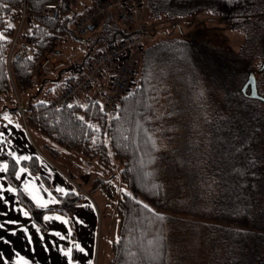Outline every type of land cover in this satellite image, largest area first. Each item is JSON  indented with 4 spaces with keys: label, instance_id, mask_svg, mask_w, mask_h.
I'll return each mask as SVG.
<instances>
[{
    "label": "trees",
    "instance_id": "16d2710c",
    "mask_svg": "<svg viewBox=\"0 0 264 264\" xmlns=\"http://www.w3.org/2000/svg\"><path fill=\"white\" fill-rule=\"evenodd\" d=\"M92 1L26 0L30 30L22 32V37L30 45V52L9 63L11 39L18 27L16 19L23 9V0H0V98L11 95L12 110L17 109L13 97L16 92L25 98L27 128L37 142L41 136L48 139L40 145L56 164L62 150L81 154L91 164L98 162L113 176L117 174L113 166L116 163L120 179L133 196L124 191L116 201L120 223L109 264H191L196 243L203 246L202 258L214 252L215 257L208 258V264H264V99L252 93L249 54H229L225 47L213 45L211 38L202 37L203 31L186 33L178 23L168 30H153L144 24L148 8L154 16L183 17L212 8L220 16L233 17L250 12L255 0H141L143 28H130L134 36L142 35L138 55L141 76L123 94L118 111L112 116L103 110V96L90 89L82 90L60 108L51 104L68 82L88 71L93 51L109 46L128 28L120 23L117 8H112L94 31L100 32L97 40H104V46L95 50L92 47L84 60L71 61L69 66L65 59H55L54 56L66 55V42L85 38L78 35L76 23L88 14ZM51 2L60 6L57 18L43 15L45 4ZM178 27L185 37L152 45L154 38L170 37ZM172 41L181 45L175 59L184 72L189 68V64H184L187 58L202 73L224 77L223 109L210 115L202 149L194 145L189 117L167 111L163 102L158 110L152 102L156 87L173 89L179 83L178 87L187 88L178 68L174 72L175 68L163 66L158 79L152 74L151 63L166 54L163 47L156 51V46ZM45 55L66 65L49 68L39 77L35 70ZM71 67L76 73L64 78L59 94L46 97L43 89L49 72ZM256 88L259 95V83ZM196 158H201L200 162ZM2 159L8 164L6 177L17 188L21 204L41 229L47 230L42 219L47 209L36 206L16 175L20 164L39 174L38 157L33 155L19 162L6 154ZM66 169L68 173L72 171ZM43 179L50 185L46 177ZM108 183L99 176L87 192L76 188L75 192L57 194L60 205L55 210L72 223L76 204L96 191L107 194L114 204Z\"/></svg>",
    "mask_w": 264,
    "mask_h": 264
},
{
    "label": "rangeland",
    "instance_id": "374dc122",
    "mask_svg": "<svg viewBox=\"0 0 264 264\" xmlns=\"http://www.w3.org/2000/svg\"><path fill=\"white\" fill-rule=\"evenodd\" d=\"M91 0H86V3H89ZM207 11L203 9H199L194 11L191 15L178 17V16H168V15H157L154 16L152 11L148 8L146 9V17L144 19V24L148 26L150 29H171L174 23L180 24V27L183 28L186 33H194L196 31H203L202 37L211 38V43L213 45H220L225 47V50L230 54L233 53H241L244 52L246 57L247 54L251 77L255 78V85L257 86L259 83V95L264 97V0H255L253 9L245 15H238L233 17H224L218 15L215 10L212 8H206ZM21 17V16H20ZM19 17V18H20ZM30 30L29 20L26 19L24 24L22 25V32H26ZM182 30L174 29V33L169 37H159L154 38L153 43L164 42V40H178L181 39L182 34L180 33ZM100 32H93L88 37L83 38L82 40H74L71 39L68 47L73 51L66 54L65 59L71 56L72 59L76 58L77 60H84L87 57L88 51L93 47L94 50L100 48L105 45L104 40H97ZM201 40L200 38H198ZM147 44H150V42ZM149 46V45H147ZM174 41L172 43H164L158 44L156 46V51L158 49L166 50V54L162 53L163 56L159 59L155 58L154 62L151 63L152 74L154 78H161L163 72V66H171L174 72L178 68L181 70L183 78L181 80H185L184 82L188 83L187 88L182 86H173L162 88L156 87L152 94L154 108L156 107L158 110L163 102L164 107L167 108V111H171L175 114H183L182 116L190 121V131L194 132V145L199 149L204 147V143L207 138L208 130H209V120L211 118V114L216 112H221L223 109L222 104L224 99L226 98V93L224 88L221 86V81L223 80V76L220 74L214 73V75L210 76L208 73H202L203 71L199 68L192 67L194 66L190 60L186 58L184 59V64H189V68L184 72L179 62L176 61L175 56L176 50L179 48ZM67 48V47H66ZM225 51V52H226ZM227 52L225 54H227ZM233 52V53H232ZM95 51L91 53L94 55ZM159 56V54H158ZM167 56V57H166ZM44 57V56H43ZM179 57V56H176ZM188 57V56H183ZM43 59V58H42ZM173 59V60H172ZM228 59V58H226ZM69 61V60H67ZM71 61V60H70ZM69 61V62H70ZM68 62V64H69ZM158 62L159 65L157 66ZM73 67L64 69L61 73L56 74L55 79L62 80L67 77L68 73L75 74L76 71ZM171 69V68H170ZM198 69V70H197ZM200 71V73L198 72ZM202 71V72H201ZM52 74V73H51ZM186 74V76H184ZM248 74V72H247ZM247 74H245V79L247 78ZM207 75V76H205ZM42 76V74L40 75ZM39 76V77H40ZM219 76V77H218ZM241 79V77H240ZM183 81H181L183 84ZM163 86V85H160ZM20 95V94H18ZM45 96V95H44ZM43 96V97H44ZM22 100H25L24 97L20 95ZM175 101H177L175 103ZM174 103V104H173ZM172 104L174 106H172ZM158 112V111H157ZM206 135V138H205ZM108 137H106L107 139ZM48 142V139L45 136H41L39 140V148L41 151L49 157V154L42 148V143ZM197 154H201V151H197ZM62 153L65 156L57 157L58 164L62 165L65 172L68 173L67 167L72 169L69 172L68 176L76 181V188H79L82 192L89 191L91 180L94 181L99 176H104L105 179L108 180L109 191L112 195V200L115 201L114 204L109 205L107 210H104L100 198L103 197L108 200L109 197L107 194L98 191V195L91 193V196L98 202L99 213L98 216V230H97V241H96V249L94 255V264H109L110 259L112 257V245L113 242L118 238L119 232V216L117 213L116 201L121 198L122 192L125 189H128L126 184L120 179L118 167H116V163H113L115 167L114 172H116V176L112 175V172L109 170H104L103 166L98 162H94L91 164L85 156L81 154H76L74 152H68L62 150ZM50 158V157H49ZM201 158H196L195 161L200 162ZM76 175V176H75ZM116 177V178H115ZM75 178V179H74ZM122 183V189L118 187V184ZM138 197V196H137ZM139 199H141L139 197ZM196 245L195 256L193 260H191V264H208V258L211 259L215 257L214 252H210L207 257L204 255V249H202V245L198 243ZM220 247V245H218ZM221 257V256H220ZM219 258V257H218ZM217 258V259H218ZM216 262V260L214 261Z\"/></svg>",
    "mask_w": 264,
    "mask_h": 264
},
{
    "label": "crops",
    "instance_id": "0c3cea01",
    "mask_svg": "<svg viewBox=\"0 0 264 264\" xmlns=\"http://www.w3.org/2000/svg\"><path fill=\"white\" fill-rule=\"evenodd\" d=\"M19 22L20 18H17L16 23ZM66 43V54L68 56L73 50L68 47L69 42ZM54 57H56L55 59L62 60L65 59L66 55L63 57L60 55ZM65 60L67 61V59ZM68 60H70V58ZM71 61H76L77 63L78 61L81 62V59L77 60L74 58L71 59ZM71 61H67L66 64L68 62L70 64ZM69 64H67V66H69ZM61 69L62 68H59L58 70L49 72L48 81H46L43 89V93L46 97H54L61 91L65 79L63 78L61 81L57 82L54 81L56 80L55 76L58 74L57 72H61ZM67 75L69 76L70 73ZM13 101L11 95L0 98V184L4 185V188L0 189V191H3V197L0 198V224H5L6 221L17 220L20 224H24L28 227L29 233H24L23 230L20 229L19 224L7 223L5 227H0V237L6 238V240L0 239V264H16L17 253L28 258L32 261V264H67L66 256L59 251L61 246L65 249L69 246L73 247V259L78 260L80 264H89V261H91V264H94L98 216L101 215L99 213V208L101 209V207H99L98 202L95 201L93 196L88 194L82 202L76 204L71 217L72 223L69 222L67 216L55 210V208L60 205V199L57 194H66L72 191V189H76V181L70 178L68 176L69 174L65 172L63 168L53 162L41 151L38 146L39 143L34 139L27 126H25L18 110L11 109V107L14 106ZM39 140L40 137H38V141ZM16 153L18 155H14ZM6 154L11 155L19 162L33 155L38 157L39 174L32 173L22 164L19 165L17 171L21 168L27 169V171L22 172L18 177L20 186L27 195L29 194L23 186L26 182L38 195L49 200L47 208H43L47 210L42 215V219L45 214L53 216V219L49 221L43 219L47 225V230L43 231L33 220L32 215L25 217L22 215V210H17V205L21 206V209L26 208L21 204L17 192L12 193L7 189V185H11V183L6 177L8 164L2 159V156ZM63 156H65V154H63ZM43 176L48 179L50 185L46 184ZM116 177L118 178V176ZM91 182L93 181L91 180ZM121 184L122 183L118 184L120 190L122 189ZM58 186L66 188L68 191L61 193L58 191ZM49 193H51V198L49 197ZM97 193L98 191H96L95 194L98 195ZM29 197L31 198V196ZM5 199L9 203L6 204ZM100 201L104 210H107L109 205H112L110 200L108 203V200L103 197L100 198ZM33 202L35 203V201ZM56 215L65 216L67 224L57 221L54 218ZM13 227L17 228L15 234L8 231L9 228ZM37 227H39V232L36 230ZM54 228L59 229L62 236L57 237L52 232ZM69 228L71 232L67 231ZM29 234L31 235V244L29 243ZM41 235L43 239H41ZM77 242L87 251H78L75 247ZM44 245H47V250H45Z\"/></svg>",
    "mask_w": 264,
    "mask_h": 264
},
{
    "label": "built area",
    "instance_id": "2783aa9c",
    "mask_svg": "<svg viewBox=\"0 0 264 264\" xmlns=\"http://www.w3.org/2000/svg\"><path fill=\"white\" fill-rule=\"evenodd\" d=\"M25 4L26 0H23L20 23L11 39L8 54L9 63L12 59H23L30 52V45L22 37V25L29 17ZM112 8H117L120 23L124 27H128L125 28V35L92 55L88 71L68 82L59 98L51 101L53 106L60 108L77 97L82 90L89 91L88 89H90L103 96L105 113L110 116L115 115L123 94L129 92L141 76L138 55L141 51L142 35L134 36L130 31L132 27L143 28L141 0H93L88 14L81 16L76 23L77 33L80 37H88L96 30L99 20ZM59 14L60 6L57 3L45 4L43 15L57 18ZM64 64V61H58L50 55H45L39 62L35 75L40 76L49 68L55 69ZM13 97L16 99V107L26 125L27 105L17 92Z\"/></svg>",
    "mask_w": 264,
    "mask_h": 264
},
{
    "label": "snow or ice",
    "instance_id": "6c2138e0",
    "mask_svg": "<svg viewBox=\"0 0 264 264\" xmlns=\"http://www.w3.org/2000/svg\"><path fill=\"white\" fill-rule=\"evenodd\" d=\"M14 155H18L17 153ZM27 171V169L25 168H21L19 171L16 172L17 177H19L21 175L22 172ZM25 190L28 192L29 196H31L32 200L35 201L36 206H38L39 208H47L48 204H49V200L48 199H44L43 196L38 195L37 192L29 186V184L26 182L24 185ZM4 185L0 184V189H3ZM7 189L10 190L12 193H16L17 192V188L13 187L11 185H7ZM58 191H60L61 193H65L68 191V189L63 188V187H59L58 186ZM73 192H75V189H72ZM127 195L129 197L133 196V193L131 191H127V189L124 190ZM3 197V191H0V198ZM49 197L51 198V193H49ZM134 198V197H133ZM5 203H9L6 199H5ZM17 210H22V215L25 217H29L31 215V213L27 210V209H21V206L17 205ZM57 221H60L64 224H67V220L65 218V216L63 215H56L54 217ZM43 219L45 221H49L53 219L52 215L49 214H45L43 216ZM7 223H11V224H19L20 229L23 230L24 233L28 234L29 233V229L26 225L24 224H20L19 221L17 220H11V221H6L5 224ZM34 223V222H33ZM5 224H0V227H5ZM37 232H39V227H37ZM8 231H10L11 233L15 234L17 232V228L13 227V228H9ZM67 231L71 232V229H67ZM52 232L57 236L60 237L62 236V233L59 229H52ZM0 239H5L3 237H0ZM41 239H43V236L41 235ZM9 242V241H6ZM10 243V242H9ZM29 243L31 244V235L29 234ZM75 247L78 251L80 252H86L87 250L80 244V243H76ZM45 250H47V245H44ZM59 251L61 253H63L66 258H67V264H80V262L78 260H74L73 259V247L69 246L67 249H65L63 246H61L59 248ZM16 264H32V261H30L28 258H26L23 255H20L19 253H17L16 256ZM89 264H91V261H89Z\"/></svg>",
    "mask_w": 264,
    "mask_h": 264
},
{
    "label": "water",
    "instance_id": "95a60500",
    "mask_svg": "<svg viewBox=\"0 0 264 264\" xmlns=\"http://www.w3.org/2000/svg\"><path fill=\"white\" fill-rule=\"evenodd\" d=\"M250 82L252 84V93H253V95L259 96V98L264 99L263 96L258 95V93H257V88H256V85H255V78L253 76L250 78Z\"/></svg>",
    "mask_w": 264,
    "mask_h": 264
}]
</instances>
